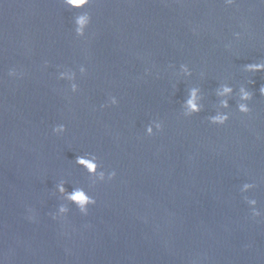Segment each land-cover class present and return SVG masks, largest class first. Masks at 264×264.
Instances as JSON below:
<instances>
[{
	"label": "water",
	"instance_id": "1",
	"mask_svg": "<svg viewBox=\"0 0 264 264\" xmlns=\"http://www.w3.org/2000/svg\"><path fill=\"white\" fill-rule=\"evenodd\" d=\"M248 64H264L262 0H0V264H264V69Z\"/></svg>",
	"mask_w": 264,
	"mask_h": 264
},
{
	"label": "clouds",
	"instance_id": "2",
	"mask_svg": "<svg viewBox=\"0 0 264 264\" xmlns=\"http://www.w3.org/2000/svg\"><path fill=\"white\" fill-rule=\"evenodd\" d=\"M262 2H264V0H262ZM64 3L67 4L70 7L73 8H81L85 5H87L89 3V0H64ZM234 4V0H225V5L226 6H231ZM90 23V18L87 15H79L75 18V32L77 35H83L84 34V29L86 27V25ZM246 70L248 71H258L261 69H264V64H248L245 66ZM181 69L186 73V74H190L188 72V69L185 65H181ZM9 76H15L16 73L12 70L9 71L8 73ZM73 90H75V87L73 86ZM260 94L264 95V86H261L260 88ZM231 92V88L229 87H223L222 91L219 92V95H225ZM240 93H241V100H249L251 98V93L246 92L243 88L240 89ZM196 99V90L192 89L190 90L189 93V98L185 101V115H191L193 112H197L199 111L198 106L194 103ZM116 104V100L115 98L111 99V105H115ZM109 104H104L101 105V108L107 107ZM222 106L223 107H227V101H222ZM239 111H241L242 113H248L250 111V109L245 105V104H240L238 106ZM228 117L227 115H223V114H218L216 116H213L210 118V122L216 125H223L226 121H227ZM151 131V129H149V132ZM53 134L56 135H60L63 134L65 132V126L63 124H59L53 127L52 129ZM76 163L78 165H82L84 166L90 173H95V170L97 168V164L95 163V156H91V158H85L82 156H77L76 158ZM101 178H103V173L99 174ZM116 173L114 170H112L111 172H109L108 174V179L112 180L115 177ZM59 187V191L61 193H64V189L62 186H58ZM245 187H248V185H245ZM66 198L68 200H70L71 202H73L77 208L79 209V211L84 214L87 215V205L90 204H95L96 201L95 199L87 196L83 190L77 189L74 190L71 194H68L66 196ZM29 213H31V209L28 210ZM67 209L61 207L60 208V212H66ZM254 216H258L259 213H253ZM29 220H33L34 216L29 214V216L27 217ZM53 220H56L57 217L55 215H52L51 217Z\"/></svg>",
	"mask_w": 264,
	"mask_h": 264
}]
</instances>
